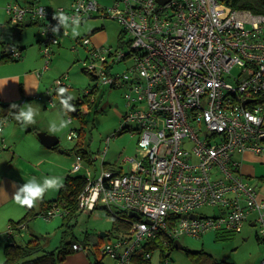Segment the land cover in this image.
Masks as SVG:
<instances>
[{
	"label": "built area",
	"instance_id": "2783aa9c",
	"mask_svg": "<svg viewBox=\"0 0 264 264\" xmlns=\"http://www.w3.org/2000/svg\"><path fill=\"white\" fill-rule=\"evenodd\" d=\"M226 1L170 0L162 5L157 0H114L105 7L98 0H72L57 8L12 1L5 8L11 23L41 22L44 65L38 77L51 70L54 48L70 37V28L53 33L55 14L82 23L103 12L130 36L125 43L120 38L117 47L92 46L90 36L77 38L72 46L87 49L83 71L96 82L86 100L93 103L91 96L103 87L124 88L127 111L120 131L134 130L138 136L135 157L106 161L113 134L96 156L76 154L70 173L86 180L78 196L80 212L115 206L114 213L129 225L128 231L107 235L101 253L114 264L151 263L156 251L173 248L183 235L236 234L251 222L264 245V200L237 159L246 152L264 153V15L234 9ZM7 51L11 59L22 57L16 46ZM121 65L126 71L117 70ZM66 80L65 75L55 81L54 93L67 88ZM48 102L55 106L53 96ZM68 138L78 139V131ZM206 206L217 213L199 211ZM134 212L140 217H132ZM66 214L62 204L54 203L40 215L52 219ZM22 231L10 226L5 236L11 239ZM73 249L86 248L75 243Z\"/></svg>",
	"mask_w": 264,
	"mask_h": 264
},
{
	"label": "rangeland",
	"instance_id": "374dc122",
	"mask_svg": "<svg viewBox=\"0 0 264 264\" xmlns=\"http://www.w3.org/2000/svg\"><path fill=\"white\" fill-rule=\"evenodd\" d=\"M17 2L21 3L20 1ZM98 2L101 6L110 7L113 5L114 0H98ZM40 25L41 22L36 20L30 26H25L24 21L10 23L8 15L3 10H0V56L8 53L9 45L24 48L22 50L23 57L18 61L3 60L0 63V78H4V76L12 77L9 80V87L1 92L0 97L7 99L6 101H11H4L6 103L20 105V110L25 107L26 103L37 110V123L35 125L22 124L16 127L22 132L24 131L23 135L27 130H30L31 138L35 139L38 144H41L39 133L55 136L60 141L58 149L39 153L29 145V142H24V138H18L20 139V144L16 146L18 151H22L20 149L26 150L25 152L29 153V157L35 162L40 159L45 160L44 164L37 165L34 163L35 167L31 170L23 167L24 171L27 174H32V177H35L39 183H42L46 177H59L64 183L65 177L71 173L76 154L81 153L74 150L79 139L70 140L68 135L71 131L80 130L81 128L84 130L83 146L93 156H96L104 148L105 140L108 137L116 134V137H113L109 144L106 161L111 164L115 162L123 163L125 158L135 157L136 154H139L136 132L134 130H126L121 134L117 133L124 124L123 114L127 111L124 98L126 90L124 88L103 87L96 94H93L91 100L94 102L87 101L85 106L82 107V111L85 114V123L65 112L59 96L54 93L55 81L65 75L67 76L65 83L68 95L73 100L82 99L86 92L96 83L89 74L83 71L87 49L80 45H78L77 50L72 49V46L76 44L77 38L85 37L92 30H97L96 33L99 34V39L102 42L106 45L117 47L120 38L121 42L125 43L130 39V36L122 33V26L116 20L106 18L103 12H96L93 18L80 23L79 30L81 34L79 36L74 38L70 27V37L65 38L61 46L54 48L55 54L51 70L38 78L39 88L29 90V94H25L21 79L22 74L24 72L29 74L33 72L37 75L44 65L41 45L43 38ZM124 50H127L126 46H124ZM117 70L124 72L126 71V66H118ZM1 89L2 87L0 86ZM48 92H50V95H48ZM49 96H53L55 106L49 104ZM69 117L73 120V123L69 124V127L63 132L53 134L48 131L50 122L59 123L61 118L68 120ZM9 147H11L10 144ZM5 149L7 151L4 150L3 152H7L8 155L12 153L10 148ZM22 164L23 166H29L25 163ZM86 166L88 170L94 172L95 168L93 166L87 164ZM96 166L100 171L101 164L99 161L96 162ZM127 170L128 167L124 166V171ZM58 193L59 191L47 193L43 200V208L47 206L46 204L56 199ZM43 201L33 208L38 215L30 217L22 234H18L14 238L7 239L6 237L10 226H12L11 220L17 221L23 218L29 209L17 207L14 217L3 216L0 218V232L4 235L0 239V264L5 261L4 249L8 243L25 244L33 238H39L46 251L55 252L56 254L69 242L81 244L86 248L80 251L74 250L57 264H93L94 262L114 264L110 257L101 253L104 245L109 240L107 237H101L100 234L112 232L114 216L111 213L117 211L115 206L86 211L72 220L65 221L61 215L52 219H46L41 216L40 211ZM199 211L206 214L217 213L214 207L209 206L203 207ZM222 233L213 231L200 238L188 235L181 236L179 239L181 246L171 250L169 264H194L186 251L187 249L190 251L203 250L215 258L229 263L248 264L251 259L256 258L264 249L259 241L255 227L247 225L242 233ZM168 251L165 250L164 252L167 254ZM160 261L161 251L158 250L153 254L151 264H160Z\"/></svg>",
	"mask_w": 264,
	"mask_h": 264
},
{
	"label": "trees",
	"instance_id": "16d2710c",
	"mask_svg": "<svg viewBox=\"0 0 264 264\" xmlns=\"http://www.w3.org/2000/svg\"><path fill=\"white\" fill-rule=\"evenodd\" d=\"M226 3L234 9L240 10H250L254 14H263L264 15V0H227ZM32 25V24H31ZM9 57L6 54H2L0 56V62L3 60L9 61H18V59H7ZM65 95L69 97L67 88ZM56 94L59 96L60 102L62 97L58 94V90ZM87 96H84L82 99L73 100L72 98L69 100V103L74 105L76 111L68 112L75 119H78L80 122L85 123V114L82 111V107L85 106L87 102ZM13 103H5L0 100V121L12 120L17 124H21V122L15 119V114L20 110V105L17 104L15 108H11ZM77 130V129H76ZM79 133V141L76 143L74 150L81 152L84 157L89 159L92 153H90L87 149L84 148L82 139L84 138V130L81 128L77 130ZM124 131H119L117 133H123ZM59 146L55 147L58 149ZM86 187V180L82 175H71L68 174L65 177V181L63 183V187L59 189L58 197L52 200L46 209L50 208L54 203H60L67 211V214L63 217L65 221L72 220L79 216L82 212L79 211L78 207V196L82 193V191ZM97 208H105V207H97ZM96 208V209H97ZM44 209V210H46ZM43 210V211H44ZM95 210V209H94ZM41 211L40 213H42ZM111 213V212H110ZM114 216L112 231L123 232L128 231L129 225L127 223L122 222V218H120L117 213H111ZM38 214H33L31 210L27 212V214L18 221H12V227L21 232L20 226L27 225V222L30 217L37 216ZM219 234V233H218ZM222 234H233V233H222ZM73 244L75 242H69L56 254L55 252H48L42 246L39 238H33L27 241L25 244H18L17 242L8 243L4 249L5 261L3 264H57L58 262L64 260L66 256L74 251ZM174 248H178L176 244L173 248H170L168 253L166 254L164 251L161 252V261L160 264H168L166 262L170 259L171 250ZM188 255L193 260L194 264H233L226 262L224 260H219L212 256L211 254L200 250V251H190L186 250ZM99 263V262H96ZM138 264H151L149 261L144 260H136Z\"/></svg>",
	"mask_w": 264,
	"mask_h": 264
},
{
	"label": "crops",
	"instance_id": "0c3cea01",
	"mask_svg": "<svg viewBox=\"0 0 264 264\" xmlns=\"http://www.w3.org/2000/svg\"><path fill=\"white\" fill-rule=\"evenodd\" d=\"M12 1H16V0L0 1V10H3L6 13L5 11L6 6L8 3ZM17 1H20L22 4L39 3L49 8L68 6L72 2V0H17ZM27 22H29V25H26ZM31 24H34V20L27 19L24 21L25 26H30ZM96 31L97 30H92L90 34L87 35L90 37L92 36L91 37L92 46H99L105 44L104 42H102V40L99 39V34L96 33ZM19 49L22 51L24 48L23 49L19 48ZM22 57H23V51H22ZM7 59H9V57H7ZM22 75L23 76L21 79L23 81V91L25 94H29L30 92L29 90H36L39 88V84H40L38 82L39 77L36 74H34L33 72L30 74L24 72ZM10 79H12V77L9 78L7 76H4V78H0V86L2 87V89L0 90V94L9 87ZM0 100L4 102L7 99H2L0 97ZM6 102H11V101H6ZM19 125H22V123L17 124L12 120H6L2 130L0 131V218H2L3 216L14 217V213L18 209L17 207H20L19 205L17 206L15 204V201L13 200V196L20 186H22L27 180L32 178V174L31 175L27 174L24 171L23 167H26L29 170H31L35 167L34 163L40 165V164H44L45 162L44 159H40L35 162V160H32V158L29 157V153L25 152L26 150L20 149L22 151H18L16 147L18 144H20L19 141L20 139L18 138H24L26 141L23 139L22 140L24 142H29V145L33 149L37 150L39 153L40 152L45 153V151L47 150L55 149V147L53 148L45 147L42 144L41 140H40L41 144H38V142L35 139L31 138L32 134H30V130H27L26 133H24L23 135L22 133L24 131L22 132L20 129L16 128L19 127ZM9 144L11 145V147H9ZM5 148H10L12 150V153L8 155L7 152H3L4 150L7 151ZM237 159L242 163L241 171L243 176L258 190L259 197L264 200V153L254 154L252 152H246L243 155L237 156ZM22 163L28 164L29 166H23ZM9 202L11 203L9 204ZM43 204L44 201L42 203L41 211L46 209L48 206V204H46L47 206L43 208L44 206ZM29 210H31L32 215L37 214L33 210V208ZM12 221L15 220H11V222ZM251 224L252 222L249 224V226L253 227ZM263 258H264V249L259 253V255L256 258L251 259L248 264H259ZM169 261L170 260L168 259L166 262H168L169 264Z\"/></svg>",
	"mask_w": 264,
	"mask_h": 264
},
{
	"label": "clouds",
	"instance_id": "9594fccd",
	"mask_svg": "<svg viewBox=\"0 0 264 264\" xmlns=\"http://www.w3.org/2000/svg\"><path fill=\"white\" fill-rule=\"evenodd\" d=\"M53 19L58 20V25L52 28L54 34L60 31V28H64L66 31L71 27L72 36L75 38L79 36L80 33V21L79 19H71L64 13L59 15L55 14ZM71 21V23H70ZM65 88H60L58 94L62 97L61 104L65 112H74L76 108L74 105L69 103L71 97L65 98ZM17 104L13 103L11 108H15ZM37 110L34 109L30 104H25V107L15 114V119L21 122L23 125H35L37 123L36 116ZM247 118L253 122H258L257 118L254 116L247 115ZM70 120L61 118L59 123L53 121L49 124L48 131L53 134L61 133L69 127ZM71 138V137H69ZM15 187V185H14ZM63 187L62 179L59 177H46L43 179L42 183H39L35 177L27 180L22 186H20L13 196V200L21 208L32 209L42 202L45 195L51 191H59ZM93 196V200H95ZM92 205H89L91 207Z\"/></svg>",
	"mask_w": 264,
	"mask_h": 264
},
{
	"label": "water",
	"instance_id": "95a60500",
	"mask_svg": "<svg viewBox=\"0 0 264 264\" xmlns=\"http://www.w3.org/2000/svg\"><path fill=\"white\" fill-rule=\"evenodd\" d=\"M160 4H162V5H164V4H166V3H168L170 0H157ZM26 25H29V22H27L26 23ZM65 98H67V96L65 95ZM39 138H40V140H41V142H42V144L45 146V147H47V148H53V147H56V146H58V144H59V139L57 138V137H55V136H52V135H48V134H46V133H39ZM131 216L132 217H135V218H139L140 216L137 214V213H132L131 214ZM192 216H194V215H192ZM107 232H103V233H101L100 235H101V237H106L107 236ZM176 244L178 245V246H181L180 245V243H179V241L178 242H176ZM96 264H99V263H96Z\"/></svg>",
	"mask_w": 264,
	"mask_h": 264
}]
</instances>
